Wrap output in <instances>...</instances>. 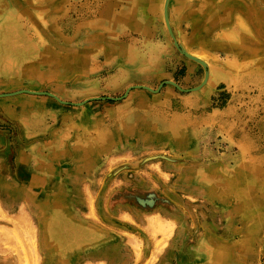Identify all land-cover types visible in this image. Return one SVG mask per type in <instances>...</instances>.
<instances>
[{"label":"rangeland","instance_id":"rangeland-1","mask_svg":"<svg viewBox=\"0 0 264 264\" xmlns=\"http://www.w3.org/2000/svg\"><path fill=\"white\" fill-rule=\"evenodd\" d=\"M203 2L170 0L168 6L176 40L209 63L200 90L165 84L158 92L136 88L121 100L74 105L15 93L49 92L80 103L121 97L135 85L157 89L167 80L191 89L202 82L204 69L173 45L164 0H147L134 19L140 26L117 32L115 39L88 22L106 17L110 6L120 11L124 0H0V27L12 24L34 50L19 68L0 67V94L25 95L37 109H48L40 113L41 138L21 133L13 142L10 133L15 150L28 156V162L13 164L19 185L6 187L17 191L5 196L16 199L11 211L26 205L24 199L31 203L27 176L41 177L31 187L49 199L48 212L60 189L70 219L93 230L91 242L107 246L102 253L112 264H264V27L250 14L264 10V0H205L211 10L205 13ZM91 8L95 12L87 15ZM119 42L126 45L124 55L109 47ZM134 95L143 97L159 125L124 130L116 113L120 106L132 108ZM178 116L188 128L184 138L172 129ZM30 127L31 134L39 132L38 125ZM77 135L83 148L86 142L94 149L74 145ZM49 174L53 178L45 179ZM60 176L62 185L55 180ZM247 198L252 210L243 203ZM27 213L35 225L42 219L34 208ZM16 225L0 222V243L28 250L33 233L23 219ZM25 255L24 263L32 264Z\"/></svg>","mask_w":264,"mask_h":264},{"label":"crops","instance_id":"crops-1","mask_svg":"<svg viewBox=\"0 0 264 264\" xmlns=\"http://www.w3.org/2000/svg\"><path fill=\"white\" fill-rule=\"evenodd\" d=\"M135 97L144 101L140 95H135ZM25 98V95L7 97L0 94V124L6 123L10 127L7 129L0 127V222L10 221L14 226H17L16 221L18 223L20 219H23L33 234L31 233L28 250L23 247L19 250H13V248L3 249L4 247L0 243V264H25L23 259L27 251L30 259L33 260L32 264H112L110 262L111 257L102 253L103 250L106 251L107 246L100 248V245H93L91 242L93 230L90 228L89 231L85 232L83 220L70 219L66 201L60 197L62 194L60 189L55 190L54 194L51 193L53 197L50 203L54 204L55 209L48 212L47 202L49 199L39 197L38 194H42L41 191L34 192L31 187L32 180L37 182L38 178L41 177L29 178L27 176L29 190L32 194L31 203L24 199L26 205L22 204L13 211L9 209V206H12L16 199L6 198L5 196L17 191L6 189V187L19 185L18 182L14 181L13 164L28 162V156L20 149L15 150V144L9 142L10 133H12L13 142H16V140L18 142L21 133L22 137L26 139L41 138L40 134L44 130L45 117L38 122L39 127L36 130L39 129V132L31 134L33 130L30 126L33 127L34 125L30 123L29 115L35 114L34 111L37 110L45 111L48 114V109L47 111L43 108L37 109L36 102H31ZM15 100L18 103L14 102ZM13 153H15V157ZM10 177L11 181L7 182ZM52 178L51 174L45 177L49 180ZM55 180L59 184H63L61 176L59 178L55 177ZM27 208H34L39 217H42L37 225L28 219ZM2 226L6 227V225Z\"/></svg>","mask_w":264,"mask_h":264},{"label":"bare ground","instance_id":"bare-ground-1","mask_svg":"<svg viewBox=\"0 0 264 264\" xmlns=\"http://www.w3.org/2000/svg\"><path fill=\"white\" fill-rule=\"evenodd\" d=\"M118 1H123V0H114L115 3ZM124 1L126 2V5L123 8L121 7L122 9L120 11H115L114 7L110 6V8H108L109 12H108L106 17H99V16L93 17V18H91L93 20L89 21L88 23L91 24V26L94 25V26L104 27V29H106L109 32V34L111 35V37L114 39L116 38L117 32L124 34V32L127 33L130 31V30H127L128 28H134V30H135L137 26H140V24H139V22L135 23L134 19L138 17V15H139L138 12L141 9L140 8L141 5H146L147 0H124ZM155 2L157 5H159L161 0H155ZM202 5H203L202 6L203 7L202 13H205L208 11L211 12V10L209 8H207L205 0H204ZM260 8H258L259 10L255 9V11L250 13V14H251L253 21L255 22V24H257L258 27H264V10H260ZM92 12H95V11L91 8L87 11V15L92 13ZM213 12L214 11L212 10V14H213L212 16H214ZM212 16H211V19H213ZM68 22L71 24V21L68 20ZM169 22H170V20H169ZM72 23L74 24L73 21H72ZM70 24H68V25H70ZM258 30H260V29H258ZM18 31L19 30H17L16 27L12 26V24L7 26V27H4V28L2 26L0 27V35H1V37H0V67H5V68L12 67L13 69L19 68L21 60H23L27 56H29L31 54V51H34V50H32L33 48H31V46L28 45L29 42L27 44V39L25 37H23L22 36L23 34L19 33ZM262 32H263V30H262ZM116 43H117V41H116ZM109 47L111 50L116 52L117 55H122L126 51V45L123 42H119L115 46H111L109 44ZM8 54H10V55H8ZM236 81H238L237 78H236ZM129 102L130 103L132 102L134 104V105H132V108H126V107H124L125 105L120 106V107H118V111L116 113V116H118L117 119L121 121L122 127L124 128V130L137 129L139 126H141V124H146V123H150V124L155 123V124L159 125V123H160L159 118L157 116H155L154 114L149 112L150 107L147 109L142 104L143 103L142 99L135 97V95H134L130 99ZM136 106H139V108H136ZM43 112H45V111H43ZM34 113L35 114L29 115V121L32 125H38L39 124L38 122L41 120V117L44 118V115H41L40 113H42V112L39 110L34 111ZM42 114H46V112L42 113ZM227 120H229V119H227ZM185 125H186L185 119L181 116H178L176 123L172 127V129L174 130V133H177L176 136L178 138H184V136L186 135L187 131H185V130H187L188 128H185ZM109 138L99 137L100 140H103V141L105 140V142L108 141ZM93 141H95V142H93ZM83 142L84 141H82V139L78 135L74 138V145L77 144L78 145L77 147L79 149H81L82 151L84 150V151L89 152V151H92L94 149L93 145L90 148L88 147L89 149H87L86 148V145H87L86 142H85L84 148H83ZM91 142L94 143L95 148H96L97 144H98L96 139L91 140ZM252 161H255V159H252ZM252 170L255 171L256 168L250 170V175L248 178L250 183H252L253 179H254V174L252 173ZM243 203L246 204L247 207L251 208V210H252L253 206H252L251 198H250L249 204H248V198H247V200H244Z\"/></svg>","mask_w":264,"mask_h":264},{"label":"water","instance_id":"water-1","mask_svg":"<svg viewBox=\"0 0 264 264\" xmlns=\"http://www.w3.org/2000/svg\"><path fill=\"white\" fill-rule=\"evenodd\" d=\"M170 0H164V6H163V17H164V22L166 25V29L167 32L169 34V37L171 38V41L173 43V45L177 48V50L183 55L185 56L187 59L192 60L194 62H196L197 64L201 65L204 69V77L202 82L191 88V89H183L181 88L176 82L172 81V80H167V81H163L159 87L157 89H153L151 87L145 86V85H135V86H131L129 88H127V90L125 91V94L121 97H94L91 98L89 100H85L83 102L80 103H70V102H66V101H62L61 99H59L56 95L49 93V92H37V91H29V90H22V91H18L16 93H22V92H28V93H35V94H45V95H49L55 99H57L58 101L62 102L63 104H74V105H83L84 103L90 101V100H112V101H116V100H121L123 98H125L130 90L132 89H136V88H140V89H145L148 90L150 92H158L162 86H164L165 84H170L173 85L174 87H176L178 90L182 91V92H191V91H197L200 90L208 81L209 79V63L207 61H205L204 59L195 56L194 54L190 53L180 42H178L176 40V38L173 35L171 26H170V22H169V16H168V5H169Z\"/></svg>","mask_w":264,"mask_h":264}]
</instances>
